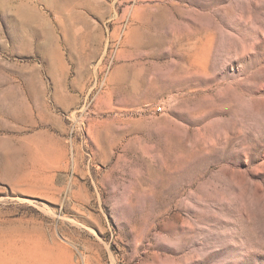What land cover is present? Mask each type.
Returning a JSON list of instances; mask_svg holds the SVG:
<instances>
[{"label":"rangeland","instance_id":"rangeland-1","mask_svg":"<svg viewBox=\"0 0 264 264\" xmlns=\"http://www.w3.org/2000/svg\"><path fill=\"white\" fill-rule=\"evenodd\" d=\"M0 264H264V0H0Z\"/></svg>","mask_w":264,"mask_h":264},{"label":"built area","instance_id":"built-area-1","mask_svg":"<svg viewBox=\"0 0 264 264\" xmlns=\"http://www.w3.org/2000/svg\"><path fill=\"white\" fill-rule=\"evenodd\" d=\"M156 112H163V108L161 107V108H156V110H155Z\"/></svg>","mask_w":264,"mask_h":264}]
</instances>
